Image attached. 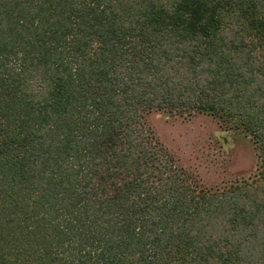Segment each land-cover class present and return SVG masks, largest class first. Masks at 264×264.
Segmentation results:
<instances>
[{"label":"trees","instance_id":"1","mask_svg":"<svg viewBox=\"0 0 264 264\" xmlns=\"http://www.w3.org/2000/svg\"><path fill=\"white\" fill-rule=\"evenodd\" d=\"M153 109L256 177L198 189ZM0 264H264V0H0Z\"/></svg>","mask_w":264,"mask_h":264},{"label":"rangeland","instance_id":"2","mask_svg":"<svg viewBox=\"0 0 264 264\" xmlns=\"http://www.w3.org/2000/svg\"><path fill=\"white\" fill-rule=\"evenodd\" d=\"M145 118L198 189L220 191L256 177L260 160L251 138L230 133L217 117L153 109Z\"/></svg>","mask_w":264,"mask_h":264}]
</instances>
